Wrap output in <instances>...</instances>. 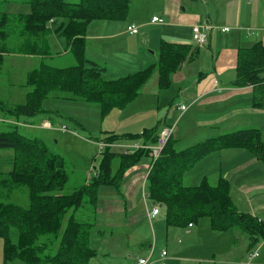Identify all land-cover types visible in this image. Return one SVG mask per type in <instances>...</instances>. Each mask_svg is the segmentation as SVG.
<instances>
[{"label":"trees","instance_id":"trees-1","mask_svg":"<svg viewBox=\"0 0 264 264\" xmlns=\"http://www.w3.org/2000/svg\"><path fill=\"white\" fill-rule=\"evenodd\" d=\"M27 3L29 12L11 15V19L19 22V33L29 53L43 58L51 56L47 33L52 19L57 23L56 30L67 37L75 63L56 67L41 61L28 71L26 84L30 89L24 102L5 108L13 116H30L43 110V100L54 92L64 95L60 98L96 102L103 112L123 108L137 97L154 71L158 74V87H168L173 72L197 50L191 44L163 41L155 63L106 79L104 68L85 55L86 26L95 19H125L130 0H27ZM7 17L10 15L1 13L0 23L2 19L8 21ZM235 74L233 84L252 85V105L264 108L263 44L256 42L250 47L238 48ZM158 130L157 126L143 129L142 140L153 143ZM106 140H119V136L110 134ZM171 140L172 137L160 156L151 162L144 186L146 198L161 204L166 226L184 227L207 217L210 228L216 232L238 227L248 233L252 242L263 235L262 224L233 205L230 184L225 178L219 177L215 183L203 178L197 185L182 184L184 171L209 152L223 147L243 146L264 160L259 131L241 129L206 138L181 150L175 149ZM101 154L99 165L93 167L94 173L72 191H65L68 172L63 156L50 152L42 139L21 133L16 125L0 131V238L4 258L22 256L31 262L90 264L96 255V249L90 244L93 223L86 221L85 215V219H78V210L86 202L93 213L99 186L118 188L125 171L147 152L121 153L106 149ZM4 167L6 172H2ZM18 187L27 191V205L5 201Z\"/></svg>","mask_w":264,"mask_h":264},{"label":"crops","instance_id":"crops-1","mask_svg":"<svg viewBox=\"0 0 264 264\" xmlns=\"http://www.w3.org/2000/svg\"><path fill=\"white\" fill-rule=\"evenodd\" d=\"M142 2L143 0H140V3ZM145 3L149 9L140 7V11L132 14L129 20L95 19L89 22L84 34L86 57L104 68V78L114 79L142 69L149 63H155L158 60L160 43L163 41L197 46L192 40L193 24L206 22L219 27L227 26L229 28L227 31L212 29L206 43L197 46L196 52L173 72L169 86L176 83L177 94L163 92L169 86L160 89L158 75L152 74L137 97L144 94L157 97L161 103L158 108L166 106L165 103L168 104L169 108L165 110L167 116L158 120L155 126L160 129L164 124L174 125L171 141L177 150L185 149L206 138L249 128L259 131L260 140L264 144V108L252 105V85L233 84L236 78L238 48L250 47L256 42L264 45V0H149ZM0 9L4 13L14 15L25 14L29 12L30 7L27 0H0ZM152 16L162 17L164 22L153 23ZM131 24L137 26V32L134 34L127 29ZM119 37L132 40L134 45L141 48L139 51L128 53L127 57L120 59L113 57L107 52L105 43ZM66 52L67 49L62 53ZM26 57L28 56H25V61L26 59L30 61V56ZM34 57L40 62L46 61V58H41L40 55L33 54L32 58ZM51 61L53 62V58ZM70 65L71 63L61 67ZM162 97L165 100H161ZM179 104H184L188 108L180 112L176 107ZM173 109L176 112H173ZM184 116L187 117L183 122L184 126L175 132L177 122ZM5 119L22 122L18 117L13 119L6 116ZM23 126L32 128L35 125L25 123ZM110 134L117 135L114 132ZM149 164L146 172L149 170ZM130 168L123 174V179L133 169ZM189 169L182 175V184L193 186L200 183L203 178L215 183L219 177H223L230 184V197L237 210L249 213L256 219H264V160L256 157L249 149L243 146L223 147L201 157ZM146 175L147 173L133 174L129 176L125 185H129L131 180L135 181V186L138 182L143 183ZM184 180L190 183H184ZM143 192L145 191L142 185V195ZM150 203L151 206L145 205L144 218L125 220L124 225L127 229L123 232L126 239H130L137 227L145 226L147 232L152 230L155 238L153 244L149 245L151 248L149 253L132 256L127 250L106 249L105 255L113 252L112 255L117 254V257L108 256L92 264H132L138 256L148 257V264H241L240 257L245 254L243 249L238 261L223 259L226 250L234 251L231 247L234 243L238 244L239 238L246 242L247 252L252 250L254 245L257 246L256 249L259 248V255L251 264H264V234L252 242L245 231L231 228L216 232L210 228L209 219L207 222L201 218L184 227L166 226L165 218L153 223L152 220L164 214L160 209L159 214L148 218L147 212L153 205L151 201ZM179 233L185 234L187 237L185 242L177 239L174 241ZM228 242L230 249L226 248ZM248 242L251 247L247 248ZM141 243L139 242V245ZM162 251L166 252L164 256ZM123 252L129 253V256L126 257Z\"/></svg>","mask_w":264,"mask_h":264},{"label":"rangeland","instance_id":"rangeland-1","mask_svg":"<svg viewBox=\"0 0 264 264\" xmlns=\"http://www.w3.org/2000/svg\"><path fill=\"white\" fill-rule=\"evenodd\" d=\"M64 1L76 2L78 0ZM145 1L148 2L149 0H143L142 3H140V0H131L126 20H129L132 14L138 13L140 7L149 9ZM1 13L4 12L0 9V14ZM148 13H150V11ZM7 18L10 19L6 21L1 18L3 22L1 21L0 23V131L12 129L14 126L13 123H17L16 127L21 133L29 137L36 136L42 139L50 152L63 156L68 172V181L65 186V191H72L94 173L93 167H97L102 159V151L99 150L96 143L97 141L106 139L111 132H114L119 136V140L125 144L143 142L140 135L143 128L154 127L158 120L167 116L165 110L169 108L168 104L165 103L166 106H160V108H158L161 103H159L157 97L152 95H139L130 101L123 109L113 108L108 112H103L100 105L96 102H86L79 99L68 98L62 99L60 97L64 95L59 92H54L43 100V110L30 116L18 115V118L22 122L8 121L9 118L5 119L6 116L13 119L14 117L17 118V116L11 115L5 108H12L16 104L24 102L26 92L30 89V86L26 84L27 72L33 67H36L40 61L35 60V57L32 58L33 54H30V51L26 49V44L23 42L24 37L19 33L21 30L18 27L19 22H17L16 18L11 19L13 18L11 15ZM56 24L57 23L52 19L49 20L50 30L47 33V47L51 56L47 57L45 62L49 64L54 62L53 65L57 67L68 65L69 63L73 65L75 59L72 52L68 49V39L64 34L55 31ZM105 47L108 49L107 52L119 59L127 57V54L132 51H139L141 48V46L134 45L132 40L120 37L106 41ZM65 49H67V52L63 54L62 52H64ZM25 56H30V61L28 59L25 61ZM51 57L53 58V62L51 61ZM41 58H43V56H41ZM64 61H69V63H63ZM153 74L154 76L158 75L156 71H154ZM156 85L155 87H157ZM163 92H166V94L176 93V83H172ZM161 100H165L164 97H162ZM172 111L176 112L174 109ZM185 120H187L186 116L177 122L175 132L176 129L184 126L183 122ZM46 121H49L54 127L59 125L66 126L69 131L64 133L57 128H48L44 126ZM25 123H33L35 126L32 128L24 127L23 125ZM134 134H138L139 136H133ZM151 162L152 160L148 153L147 155H142L130 168L133 169L127 173L124 179L122 177L118 188L113 185L99 186L98 200L93 213L92 207L86 202L83 204L82 208L78 210L76 214L78 219H85L83 218L85 215L86 221L93 223V227L91 226L90 228V244L96 249V255L92 258L90 264L93 262H100L103 258L106 259L108 256H111L110 258L117 257V254L112 255L113 252L105 255L106 249L112 251L127 250L132 256L138 255V253H149L151 249L149 245L153 244L155 238L152 230L147 232L145 226L137 227L136 232L132 233L130 239H126L123 232L127 229L124 225L126 219L140 220L144 218L145 205L148 204V206H151L150 201L143 198L142 181L138 182L136 186L133 180L130 181L129 185H125L129 176L148 173L146 169L149 163V166L151 165ZM3 169L2 172H6V168L4 167ZM192 171L194 172V169H192ZM144 179L146 181V178ZM184 183L190 182L184 180ZM26 193L27 191L25 189L18 187L9 193L5 201H14L21 205H27L28 198ZM125 201H127V203ZM163 218V215H159L158 218L152 221L154 223ZM201 219L205 221L208 220L207 217ZM146 223L147 226H149L147 221ZM234 228L237 229L238 227ZM12 238L14 239L13 236ZM176 239L185 242L187 237L185 234L179 233L174 238V241ZM139 242L142 243L139 245ZM228 245L229 242L226 248L230 249ZM257 245H259V243ZM248 246L251 247L249 242L247 248ZM254 247L247 252L246 242L243 238H239L238 244L234 243L231 247L234 251L225 249L226 251L223 253V259L225 261H238V257L243 249L245 254L243 257H240V263L251 264L253 259L250 258L249 254L253 252L257 246ZM123 253L126 257L129 256V253ZM155 254H157V252ZM0 264L49 263L31 262L22 256L4 258L3 239L0 238Z\"/></svg>","mask_w":264,"mask_h":264},{"label":"built area","instance_id":"built-area-1","mask_svg":"<svg viewBox=\"0 0 264 264\" xmlns=\"http://www.w3.org/2000/svg\"><path fill=\"white\" fill-rule=\"evenodd\" d=\"M151 22L163 23L164 19L159 16H152ZM215 28H219L221 31H227L229 29L227 26L219 27V26L206 23V22L193 24L191 28L193 42L197 46H201L205 44L208 39L209 32ZM127 29L132 34L137 32V26L135 24L129 25ZM214 81L216 82V80ZM176 107L180 112H184L188 108L184 104L176 105ZM44 126L48 128H57L58 130L63 131V132L69 131L66 126L59 125V126L54 127L53 125H51L49 121H46V123H44ZM173 129H174V125H170V124L162 125L157 133L156 140L153 143H148V142L138 143L137 142V143H132V144H125L121 140H106V139L99 140L96 143L100 151H104L108 149V150L118 151L121 153H131V152H134L135 150H145L149 154L151 160L154 161L160 156L166 143L172 137ZM150 167L151 165L149 166V168ZM142 185L144 188L145 179L143 180ZM143 197L146 198L145 192H143ZM159 213H160V206L157 204H153L151 207V210L147 212V216L148 218H152ZM257 220L258 222L262 224L264 228V219L258 218ZM190 225L191 224H189V226ZM165 254L166 252L162 251V256H164ZM258 255H259L258 249H255L253 252L249 254L251 259L256 258ZM132 264H148V257L138 256L133 260Z\"/></svg>","mask_w":264,"mask_h":264},{"label":"water","instance_id":"water-1","mask_svg":"<svg viewBox=\"0 0 264 264\" xmlns=\"http://www.w3.org/2000/svg\"><path fill=\"white\" fill-rule=\"evenodd\" d=\"M152 204H155V202H152ZM160 206H161V204H160Z\"/></svg>","mask_w":264,"mask_h":264},{"label":"bare ground","instance_id":"bare-ground-1","mask_svg":"<svg viewBox=\"0 0 264 264\" xmlns=\"http://www.w3.org/2000/svg\"><path fill=\"white\" fill-rule=\"evenodd\" d=\"M23 85V84H22Z\"/></svg>","mask_w":264,"mask_h":264}]
</instances>
